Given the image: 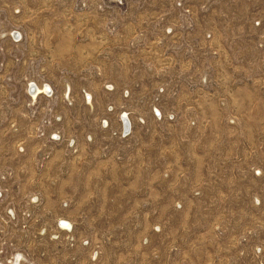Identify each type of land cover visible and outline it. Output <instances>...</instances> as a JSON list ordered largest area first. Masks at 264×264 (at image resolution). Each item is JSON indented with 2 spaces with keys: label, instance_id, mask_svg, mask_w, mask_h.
<instances>
[{
  "label": "rangeland",
  "instance_id": "374dc122",
  "mask_svg": "<svg viewBox=\"0 0 264 264\" xmlns=\"http://www.w3.org/2000/svg\"><path fill=\"white\" fill-rule=\"evenodd\" d=\"M262 82L264 0H0V264H264Z\"/></svg>",
  "mask_w": 264,
  "mask_h": 264
},
{
  "label": "built area",
  "instance_id": "2783aa9c",
  "mask_svg": "<svg viewBox=\"0 0 264 264\" xmlns=\"http://www.w3.org/2000/svg\"><path fill=\"white\" fill-rule=\"evenodd\" d=\"M257 21V20H256ZM255 21V24L257 25V26H260V25H262V21L261 20H258L257 22ZM252 79H253V77H251ZM251 78H249V79H251ZM254 79H256V78H254ZM261 86H262V89H264V82H262L261 84H260ZM158 115H160V112H158ZM121 121H122V126H123V132L127 135V134H129L130 133V131H131V118L127 115V114H122L121 115ZM68 225V223L66 222V221H62V223H61V226L62 227H65V226H67Z\"/></svg>",
  "mask_w": 264,
  "mask_h": 264
},
{
  "label": "bare ground",
  "instance_id": "6f19581e",
  "mask_svg": "<svg viewBox=\"0 0 264 264\" xmlns=\"http://www.w3.org/2000/svg\"><path fill=\"white\" fill-rule=\"evenodd\" d=\"M37 91H38V89H37ZM40 92H42V91H38V93H40Z\"/></svg>",
  "mask_w": 264,
  "mask_h": 264
}]
</instances>
